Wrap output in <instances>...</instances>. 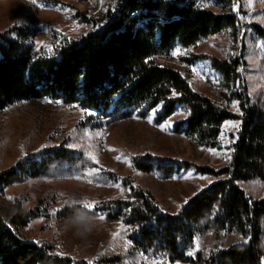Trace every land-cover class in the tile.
<instances>
[{"label": "trees", "instance_id": "1", "mask_svg": "<svg viewBox=\"0 0 264 264\" xmlns=\"http://www.w3.org/2000/svg\"><path fill=\"white\" fill-rule=\"evenodd\" d=\"M211 1L218 12L193 10L190 0H126L102 32L82 40L55 34L38 49L35 27L0 32V111L22 101L49 99L93 112L95 119L92 116L86 127L133 118L161 125L182 111L185 118L174 124L173 133L203 149L218 147L225 122H240L230 163L223 169L156 153L131 159L135 170L160 179L191 170L222 177L178 212L164 208L130 176L119 183V193L99 199L92 209L70 202L59 208L53 197H42L32 209L18 206L10 218L0 216V264H108L107 259L62 255L50 243L25 240L18 233L39 218L79 220L96 215L126 233L131 252L160 264H264V197L242 187L250 181L264 182V91L256 97L250 93L244 48L235 56L228 52L194 57L192 62L207 60L220 76L215 99L196 91L179 71L157 62L177 48L190 49L227 31L236 40L240 21L233 9L238 5L241 11V0ZM252 30L264 40V30ZM229 48L233 50L230 43ZM232 103H237L239 114L230 110ZM80 159L66 143L24 155L0 172V193L30 179L66 174ZM102 176L106 184L118 183L110 172Z\"/></svg>", "mask_w": 264, "mask_h": 264}, {"label": "rangeland", "instance_id": "2", "mask_svg": "<svg viewBox=\"0 0 264 264\" xmlns=\"http://www.w3.org/2000/svg\"><path fill=\"white\" fill-rule=\"evenodd\" d=\"M112 2L88 0L84 4L76 0H60L59 5L52 7L38 0H0V32L12 27H35L38 31L34 41L36 49L55 34L81 40L95 35L98 26L108 19L101 22V16L107 13L111 16ZM240 5V12L238 5L233 9L240 21L234 42L227 31L190 49L177 48L157 62L179 71L196 91L215 99L220 89V76L211 69L207 60L192 62L194 57L200 54L222 56L228 52L235 56L244 48L248 62L245 76L251 95L256 97L264 91V40L258 38L252 27L264 30V7L261 0H241ZM203 8L218 12L211 0H207ZM229 43L233 45L232 51ZM229 108L239 114L237 103H232ZM92 116L94 118L95 114L91 111L49 99L22 101L0 111V172L13 167L24 155L64 143L81 158L66 174L30 179L8 187L0 193V216L10 218L18 206L32 209L42 197L47 196L53 197L55 207L61 208L70 202L83 207L91 204V208H85L92 209L99 199L119 193V183L128 176L149 190L160 205L176 213L187 200L222 177L201 175L191 170L171 179H160L135 170L131 159L156 153L220 170L230 163L232 143L240 125L236 120L225 122L218 147L203 149L192 145L185 136L173 133L174 124L185 118L182 111L161 125L153 119L133 118L86 127L85 123L91 122ZM105 172H110L118 183L106 184L101 177ZM242 187L257 198L264 197V182L250 181ZM18 233L25 240L50 243L58 253L78 260L107 259L110 260L108 264H160L131 252L126 233L100 215L79 220H64L56 216L39 218L19 228ZM197 249L199 242H196L195 251Z\"/></svg>", "mask_w": 264, "mask_h": 264}, {"label": "bare ground", "instance_id": "3", "mask_svg": "<svg viewBox=\"0 0 264 264\" xmlns=\"http://www.w3.org/2000/svg\"><path fill=\"white\" fill-rule=\"evenodd\" d=\"M116 1H119V0H113V2H112V4H111V8H110V10H111V12H112L111 16H109L108 19H107L106 21H104V23H102V25L100 24V25L98 26V28H97L98 31H97L95 34L102 32L103 29H104L107 25H109V24L114 20V18L119 14L118 12H119L120 6H121L123 3L120 4L119 8H117V6H116ZM190 2L192 3L193 7L195 8L197 0H190ZM96 25H97V24H96ZM92 31H93V30H92ZM92 34H93V33H92ZM86 38H87V37H86ZM83 39H84V38H83ZM81 40H82V39H81Z\"/></svg>", "mask_w": 264, "mask_h": 264}, {"label": "built area", "instance_id": "4", "mask_svg": "<svg viewBox=\"0 0 264 264\" xmlns=\"http://www.w3.org/2000/svg\"><path fill=\"white\" fill-rule=\"evenodd\" d=\"M126 0H119V1H116V6L117 8H119L120 4L122 3H125ZM262 4H263V7H264V0H261ZM207 3V0H197L196 2V6L193 10H200V9H203V7L205 6V4ZM102 25V23H101Z\"/></svg>", "mask_w": 264, "mask_h": 264}, {"label": "snow or ice", "instance_id": "5", "mask_svg": "<svg viewBox=\"0 0 264 264\" xmlns=\"http://www.w3.org/2000/svg\"><path fill=\"white\" fill-rule=\"evenodd\" d=\"M85 207H89V208H91L92 205H91V204H87V205H85ZM100 219H103V217H100ZM190 254H191V253H190Z\"/></svg>", "mask_w": 264, "mask_h": 264}]
</instances>
